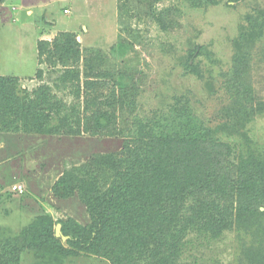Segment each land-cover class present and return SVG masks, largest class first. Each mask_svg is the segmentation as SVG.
I'll return each instance as SVG.
<instances>
[{
	"label": "rangeland",
	"instance_id": "rangeland-1",
	"mask_svg": "<svg viewBox=\"0 0 264 264\" xmlns=\"http://www.w3.org/2000/svg\"><path fill=\"white\" fill-rule=\"evenodd\" d=\"M18 1L35 5L34 13L24 16L16 6ZM65 8L68 13L63 12ZM44 13L56 21L58 31L50 32V24L41 17ZM61 32H72L79 42L78 62L68 58L70 67L59 61L39 65L37 42H52ZM86 58L88 63H100L105 71L104 77H90L99 83L93 90H85L83 85ZM36 63L44 72L41 80L35 78ZM118 73L132 86L134 95L128 93L127 100L139 117L151 119L170 107L187 108L197 128H219L218 152L224 155L222 149L232 145L228 160L237 163L248 148L257 155L264 153V0L0 3V76L15 77L21 96L45 83L67 107H77L78 113L70 120L75 133L47 134L23 125L16 131H0V241L15 237L40 214H49L57 221L70 218L81 225L91 222V210L82 192L75 188L64 194L65 186L58 187V183L70 181L69 173L79 176L75 169L85 174L94 157L122 149V137L106 135L105 131L84 132V121L76 125L78 118L91 115L83 113L85 101L94 99L90 94L99 93L98 102L110 99L108 94L119 97L115 95L121 88L115 85ZM76 86L80 88L78 99ZM235 116L241 118L237 124L232 122ZM117 125L124 129L121 123ZM91 180L100 191L102 180L95 174ZM14 185H22L23 192L14 191ZM185 190L190 192L188 186ZM182 197L193 204L194 192ZM260 210L264 211L263 207ZM236 219L232 218V223L228 220V227L215 238L204 229L202 233L187 231L179 264H263L256 257L264 254V228L237 224ZM55 236L68 250L77 251L63 264H111L100 252L71 247L61 223L55 225ZM33 261L31 252H22L20 264Z\"/></svg>",
	"mask_w": 264,
	"mask_h": 264
},
{
	"label": "trees",
	"instance_id": "trees-1",
	"mask_svg": "<svg viewBox=\"0 0 264 264\" xmlns=\"http://www.w3.org/2000/svg\"><path fill=\"white\" fill-rule=\"evenodd\" d=\"M79 47L72 32H61L52 42L39 40L38 64L55 65L59 61L70 67L68 58L78 62ZM86 61L83 85L85 90H93L99 83L90 77H104L105 71L100 63ZM43 73L38 68L35 78L41 80ZM117 76L115 85L121 88L115 95L119 97L108 94L110 99L98 102L95 99L99 93L90 94L94 99L85 101L83 113L91 115L78 118L76 125L84 121V132L105 131L106 135L122 137V149L94 157L85 174L75 169L79 176L69 173L70 181L58 183V187L65 186L64 194L75 188L82 192L91 210V222L81 225L70 218L57 221L49 214L37 215L15 237L0 241V264H20L24 251L33 254V264H63L77 251L68 250L55 236L57 223H61L71 247L100 252L111 264H179L187 231L202 233L204 229L215 238L228 227V220L233 222L232 218H238L237 224L264 228V211L260 210L264 209V153L257 155L248 148L237 163L228 160L232 145L222 149L224 155L218 152L219 128H197L187 108L170 107L151 119L139 117L127 100L128 93L134 95L132 86L120 73ZM75 77L80 83L79 72ZM76 87L74 95L78 99L80 88ZM26 93L19 95L15 77L0 76V131H16L23 125L47 134L76 132L70 120L77 116V107H67L49 85L40 84ZM240 119L233 117V124ZM94 174L102 180L100 191L93 186ZM187 186L190 192L185 190ZM192 192L193 204L182 197ZM256 261L264 264V254Z\"/></svg>",
	"mask_w": 264,
	"mask_h": 264
},
{
	"label": "crops",
	"instance_id": "crops-1",
	"mask_svg": "<svg viewBox=\"0 0 264 264\" xmlns=\"http://www.w3.org/2000/svg\"><path fill=\"white\" fill-rule=\"evenodd\" d=\"M18 4H16V6H18L19 8H21L22 9V11H24L25 13H24V16H27L26 14H28V15H31V13L33 14L34 13V7H35V5H33V4H29V5H24V3L21 1H18L17 2ZM39 8V7H38ZM43 10L44 11H42V12H45V9H44V7H43ZM63 12L64 13H68L69 12V10L68 9H64L63 10ZM31 17V16H30ZM30 17H28L29 19H30ZM41 17H43L45 20H46V22L47 23H49L50 24V26H51V31L50 32H53L54 30L55 31H58L57 29H55V27H56V21H54L51 17L52 16H50V15H48V14H43ZM37 42V41H36ZM36 53H37V50H36ZM38 69V65H37V63H36V67H35V71ZM35 71H34V73H35ZM33 73V74H34ZM32 74V75H33Z\"/></svg>",
	"mask_w": 264,
	"mask_h": 264
},
{
	"label": "built area",
	"instance_id": "built-area-1",
	"mask_svg": "<svg viewBox=\"0 0 264 264\" xmlns=\"http://www.w3.org/2000/svg\"><path fill=\"white\" fill-rule=\"evenodd\" d=\"M13 190L17 191L19 193H22L23 192V186L22 185H14Z\"/></svg>",
	"mask_w": 264,
	"mask_h": 264
},
{
	"label": "water",
	"instance_id": "water-1",
	"mask_svg": "<svg viewBox=\"0 0 264 264\" xmlns=\"http://www.w3.org/2000/svg\"><path fill=\"white\" fill-rule=\"evenodd\" d=\"M56 232H57L56 235H58V232H59V226H57V228H56Z\"/></svg>",
	"mask_w": 264,
	"mask_h": 264
}]
</instances>
